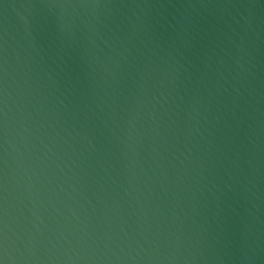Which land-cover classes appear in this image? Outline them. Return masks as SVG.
Listing matches in <instances>:
<instances>
[{
  "label": "water",
  "instance_id": "1",
  "mask_svg": "<svg viewBox=\"0 0 264 264\" xmlns=\"http://www.w3.org/2000/svg\"><path fill=\"white\" fill-rule=\"evenodd\" d=\"M0 264H264V0H0Z\"/></svg>",
  "mask_w": 264,
  "mask_h": 264
}]
</instances>
